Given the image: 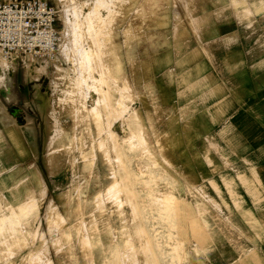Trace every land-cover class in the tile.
<instances>
[{
	"label": "crops",
	"instance_id": "1",
	"mask_svg": "<svg viewBox=\"0 0 264 264\" xmlns=\"http://www.w3.org/2000/svg\"><path fill=\"white\" fill-rule=\"evenodd\" d=\"M125 12L110 42L114 52L98 56L108 66L94 73L107 76L102 91L114 99L109 117L90 116L59 76L28 90L33 82L24 74L18 82L15 60L0 68V87L10 89L9 99L0 93V193L21 203L26 193L16 200V187L45 188L47 198L56 186L52 157H58L60 185L68 186L69 173L84 169L85 150L102 182L101 139L107 132L114 140V157L126 149L130 129L139 128L184 185L204 187L237 221L240 227L224 234L251 239L238 246L237 260L264 258V0H159ZM100 44L89 47L103 54L107 47ZM88 45L81 59L88 58ZM91 97L88 109L101 113L99 94L93 90ZM122 97L126 112L118 115L111 110ZM55 139L61 144L53 151Z\"/></svg>",
	"mask_w": 264,
	"mask_h": 264
},
{
	"label": "rangeland",
	"instance_id": "2",
	"mask_svg": "<svg viewBox=\"0 0 264 264\" xmlns=\"http://www.w3.org/2000/svg\"><path fill=\"white\" fill-rule=\"evenodd\" d=\"M48 1L59 9L61 30L62 10H68L72 38L68 53L62 58L57 55L48 63L47 73L34 72L33 78L27 75L30 62L16 61L18 82L24 74L33 82L31 90L36 84L44 87L45 79L59 76L71 93L83 100L90 116L94 114L96 120L103 114L109 117L108 106L114 99L102 91L107 76L95 79L94 75L100 74L109 60L98 56L111 54L110 42L118 33L116 26L124 23L125 7H155L159 0H64L59 6ZM100 41L107 47L103 54L90 48ZM85 45L88 58L81 59ZM2 61V68H8L10 63ZM89 80L93 81L91 87L86 85ZM93 90L99 94L101 113L88 109ZM111 111L125 114L124 97ZM99 132L103 135L105 128L100 126ZM104 136L99 144L104 155L100 160L102 182L95 157L85 150L84 169L69 173L68 186L60 185L58 157H52L49 174L56 186L49 188L47 198L45 188L33 193L16 187V200L18 193H26L21 203L0 193V264H264L263 257L237 260L242 251L238 246L250 244L251 239L224 234L240 227L237 221L224 215L221 203L204 187L184 185L182 175L168 169L153 146L141 139V129H130L122 145L126 149L114 157V140L107 132ZM60 144L61 140L55 139L53 151ZM65 145L69 146L66 140ZM70 145L71 149L73 141ZM142 152L147 154L142 156Z\"/></svg>",
	"mask_w": 264,
	"mask_h": 264
},
{
	"label": "built area",
	"instance_id": "3",
	"mask_svg": "<svg viewBox=\"0 0 264 264\" xmlns=\"http://www.w3.org/2000/svg\"><path fill=\"white\" fill-rule=\"evenodd\" d=\"M59 9L48 0L0 1V56L51 63L62 42Z\"/></svg>",
	"mask_w": 264,
	"mask_h": 264
},
{
	"label": "bare ground",
	"instance_id": "4",
	"mask_svg": "<svg viewBox=\"0 0 264 264\" xmlns=\"http://www.w3.org/2000/svg\"><path fill=\"white\" fill-rule=\"evenodd\" d=\"M56 5L59 6L63 3L64 0H54ZM97 1V0H96ZM100 0H98L97 2H99ZM102 1V0H101ZM95 2V1H94ZM99 4V3H98ZM62 19H63V25H64V29L62 30V42L60 43L59 45V48H58V51H57V55H59L60 58L64 56H66V54L68 53V49L70 47V44H71V32H70V24H69V18H68V10L67 9H63L62 10ZM0 59L2 61V57L0 56ZM5 60V59H3ZM0 61V62H1ZM54 61H55V58H54ZM3 62V61H2ZM9 62V61H7ZM30 63L27 65V69H28V72H27V75L31 76L33 78V74L34 72H42L44 71V73L47 71V68H48V63H44L46 65H40L38 66V63L37 61L33 60V59H30L29 61ZM4 63V62H3ZM13 63H16L15 61ZM5 66V64H2L0 63V68L3 70L2 66ZM3 66V67H4ZM32 67H36L34 69H32ZM9 68V67H8ZM12 72H13V69H12ZM47 73V72H46ZM1 78V77H0ZM31 78V79H32ZM37 79V78H36ZM1 83V82H0ZM2 86V85H1ZM1 88V87H0ZM2 92V94L4 95V97H7L9 96L10 94V89L8 87H5V88H1L0 90V93ZM9 99V98H8ZM155 167V166H154ZM41 175V174H40ZM163 206V205H162ZM158 249V248H157ZM153 253V252H152ZM184 253V252H183ZM153 257V256H152ZM152 260V259H151ZM155 260V259H154ZM152 262H154L152 260Z\"/></svg>",
	"mask_w": 264,
	"mask_h": 264
},
{
	"label": "water",
	"instance_id": "5",
	"mask_svg": "<svg viewBox=\"0 0 264 264\" xmlns=\"http://www.w3.org/2000/svg\"><path fill=\"white\" fill-rule=\"evenodd\" d=\"M10 113L14 116H18V113H19V108L17 107H13V108H10L9 109Z\"/></svg>",
	"mask_w": 264,
	"mask_h": 264
}]
</instances>
